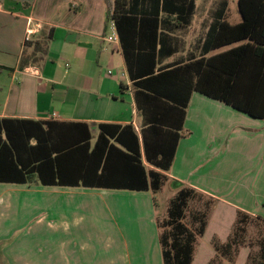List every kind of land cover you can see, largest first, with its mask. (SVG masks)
I'll list each match as a JSON object with an SVG mask.
<instances>
[{
	"label": "crops",
	"instance_id": "0c3cea01",
	"mask_svg": "<svg viewBox=\"0 0 264 264\" xmlns=\"http://www.w3.org/2000/svg\"><path fill=\"white\" fill-rule=\"evenodd\" d=\"M137 1L129 0L128 9L154 14L153 0L143 6ZM223 1L167 0L166 10L158 5V72L202 56ZM114 2L0 0V119L86 123L92 145L103 123L133 125L142 137L144 119L119 35L117 41L106 39L114 23L108 5L113 9ZM228 2L226 20L241 22L238 0V17L232 20ZM183 129L171 168L159 171L176 188L195 189L216 202L192 261L209 264L217 255L214 238L227 240L238 211L264 219V120L194 92ZM141 147L144 156L142 138ZM32 185L0 183V264H164L151 201L149 223L155 224L144 254L138 241V254L130 253L111 213V208L120 212L118 196L150 191L44 186L37 179ZM33 198L34 207L23 205ZM222 223L227 226L224 237ZM242 255L235 264H247L248 255L243 262Z\"/></svg>",
	"mask_w": 264,
	"mask_h": 264
},
{
	"label": "trees",
	"instance_id": "16d2710c",
	"mask_svg": "<svg viewBox=\"0 0 264 264\" xmlns=\"http://www.w3.org/2000/svg\"><path fill=\"white\" fill-rule=\"evenodd\" d=\"M166 1L153 0L157 4L154 14L141 15L136 12L142 9H128L129 0H115L113 9L108 5V19L114 22L127 73L136 87L135 100L145 124L142 137L133 125L103 123L92 145L86 123L0 119V183L29 184L36 175L44 186L156 193L167 179L159 170L171 168L183 137L194 92L264 120V0H238L242 20L237 24L226 20L229 2L224 0L204 40L202 56L158 72V5L166 10ZM140 2L143 6L148 1L138 0L137 4ZM176 7L179 15L180 6ZM235 43L240 44L210 55ZM194 195L205 196L192 188H180L168 208L167 232H161L158 221L164 264H192L195 245L205 233L210 213H202L200 226L187 227V207ZM252 218L264 223L260 216L238 211L227 241L214 238L217 255L209 264H215L219 257L228 259L229 252L238 249L236 230L244 229ZM259 258V264H264V239ZM228 261L234 264L235 259Z\"/></svg>",
	"mask_w": 264,
	"mask_h": 264
},
{
	"label": "rangeland",
	"instance_id": "374dc122",
	"mask_svg": "<svg viewBox=\"0 0 264 264\" xmlns=\"http://www.w3.org/2000/svg\"><path fill=\"white\" fill-rule=\"evenodd\" d=\"M238 17V7L237 0H230V19ZM38 179L36 175L31 177L28 185H32L34 180ZM174 181L170 182L168 178L163 182L161 189L154 193L150 191L149 193L137 194H122L118 196V204L120 212H115L111 208V213L115 214L116 220V229L118 230L117 235L119 236L120 230L122 231V236L125 243L129 245L130 253L135 254L137 250L135 249V242H139L141 245L140 253L144 254L149 252L150 244V235L151 227L154 229L155 222L151 220L149 223L152 213L151 202L154 204L153 212L155 215V221L158 226V221L160 222L161 232H167L165 221L168 218V208L172 199L176 197L180 188H176L173 184ZM35 186V185H32ZM150 195L152 198L149 199ZM155 196V199H154ZM151 201V202H150ZM31 203L34 207L36 200L30 199L28 202ZM215 201L207 196L194 195L189 201L185 224L189 228H195L196 226L201 225V219L204 220V216H201L202 213H209L208 219L210 218L211 211L215 205ZM150 226V230H149ZM227 226L225 223L220 224L221 237L225 236V229ZM242 228V227H241ZM237 228L235 235L236 245L238 246L237 250H231L229 252L228 259L219 257L215 264H232L229 262V259L234 258L235 262L239 259V256L242 255V262L247 254L250 261L248 264H259L260 261V242L264 239V223L257 221L255 219H250L246 223L244 229ZM234 226L230 234H233ZM224 231V232H223ZM230 236V235H229ZM216 238V237H215ZM219 239V238H218ZM228 239V238H227ZM220 240V239H219ZM199 241V238L197 242ZM221 241V240H220ZM227 241V240H226ZM225 241V242H226ZM200 243H204L201 241ZM224 243V242H223ZM1 257V256H0ZM195 264H198L197 262Z\"/></svg>",
	"mask_w": 264,
	"mask_h": 264
},
{
	"label": "built area",
	"instance_id": "2783aa9c",
	"mask_svg": "<svg viewBox=\"0 0 264 264\" xmlns=\"http://www.w3.org/2000/svg\"><path fill=\"white\" fill-rule=\"evenodd\" d=\"M108 41L113 42L118 40V34L114 23L112 24V34L106 38ZM109 75L113 74V71L108 72Z\"/></svg>",
	"mask_w": 264,
	"mask_h": 264
}]
</instances>
